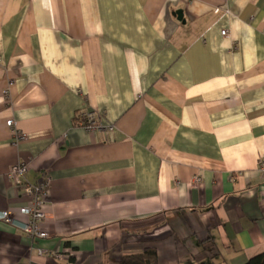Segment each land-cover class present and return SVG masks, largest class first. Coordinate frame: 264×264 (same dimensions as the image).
<instances>
[{"label":"crops","instance_id":"1","mask_svg":"<svg viewBox=\"0 0 264 264\" xmlns=\"http://www.w3.org/2000/svg\"><path fill=\"white\" fill-rule=\"evenodd\" d=\"M262 158L264 0H0V212L28 221L12 166L50 178L46 237L0 221V264H245Z\"/></svg>","mask_w":264,"mask_h":264},{"label":"built area","instance_id":"2","mask_svg":"<svg viewBox=\"0 0 264 264\" xmlns=\"http://www.w3.org/2000/svg\"><path fill=\"white\" fill-rule=\"evenodd\" d=\"M223 36L226 35L225 31H222ZM98 120L96 115L91 113H86L83 119L79 122L80 127L87 131H94L99 128ZM8 127H12L13 121H6ZM112 127L109 128L111 130ZM22 137L18 136L20 140ZM260 174L264 177V158L260 160L259 163ZM27 174V166L24 163H19L12 166L9 170V177L15 183L17 188H19L25 196L30 199V206L23 207L18 210V213L28 217V221L19 222L15 220L10 212H0V221L9 224L24 234H26L31 239H43L46 237L40 229V224L44 220V196L50 186V178L43 175L34 184H30L25 180V175Z\"/></svg>","mask_w":264,"mask_h":264},{"label":"trees","instance_id":"3","mask_svg":"<svg viewBox=\"0 0 264 264\" xmlns=\"http://www.w3.org/2000/svg\"><path fill=\"white\" fill-rule=\"evenodd\" d=\"M118 264H157L156 251L145 248L140 255L121 258ZM245 264H264V253L249 259Z\"/></svg>","mask_w":264,"mask_h":264}]
</instances>
